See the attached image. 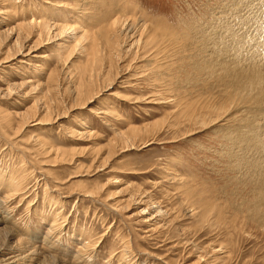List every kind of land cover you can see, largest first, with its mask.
I'll use <instances>...</instances> for the list:
<instances>
[{"label":"rangeland","instance_id":"obj_1","mask_svg":"<svg viewBox=\"0 0 264 264\" xmlns=\"http://www.w3.org/2000/svg\"><path fill=\"white\" fill-rule=\"evenodd\" d=\"M238 1L0 0V264H264V106L230 100L264 31Z\"/></svg>","mask_w":264,"mask_h":264},{"label":"bare ground","instance_id":"obj_2","mask_svg":"<svg viewBox=\"0 0 264 264\" xmlns=\"http://www.w3.org/2000/svg\"><path fill=\"white\" fill-rule=\"evenodd\" d=\"M244 1H247V3L245 4L244 3ZM257 1V0H256ZM259 1H261V2H257V3H259L257 6H252V4H250L251 3V1H249L248 2V0H239L238 1V3H241V2H243L244 3V7L243 8H240V10H236V8H235V11L234 12H232V15H233V17L234 18H236L237 19V22L235 23V24H237V26L239 25V28H237V29H244V27H252V29H251V27L249 28V29H247L248 31H250V29H251V31H250V33H249V35L251 34L252 35V33L254 32V34H257V36L256 37H254V38H251V40L252 41H255V38H257L259 35H263V31H264V29L262 28V27H264V18L262 19V22L261 23H258V22H256L257 21V19H259V18H262L261 16H263V14L262 15H260V13L258 14L257 12L259 11V9H260V7L261 6H263V4H262V0H259ZM227 3V2H226ZM243 4H241V6H242ZM250 5L252 6V7H250ZM254 5V4H253ZM234 7V6H233ZM237 7V6H236ZM251 9H250V8ZM245 11V12H242V11ZM236 12H238V14L236 13ZM235 13L237 14V15H235ZM246 13V14H245ZM264 13V12H263ZM249 16H252V18H254V19H252V21H250L251 20V18H249ZM50 18V17H49ZM126 18V17H125ZM232 18V17H231ZM227 19V18H226ZM47 20V19H46ZM43 21L42 22V24H40L39 22H24V24L26 23V25L24 26L25 28H35L36 26L38 27V29H39V31H45V30H49L53 25H51V23H49V20H47V21ZM125 20V19H124ZM64 21V20H63ZM126 21V20H125ZM131 21V20H130ZM118 22H120V20H118V18H114V19H110L109 21H107L106 23H105V26L104 27H102V29L104 30V33H111L112 31H113V29H114V27H116L115 25L118 23ZM134 22H135V20H134ZM226 22V21H225ZM63 23V22H62ZM65 23V22H64ZM69 23V22H68ZM131 23H132V21H131ZM230 23V22H229ZM249 23V24H248ZM263 23V24H262ZM23 24V25H24ZM121 24V23H120ZM227 24V23H226ZM241 24V25H240ZM244 24H248V25H246V26H244V27H242ZM19 25V24H18ZM70 25V24H69ZM67 23H65V24H63V26H62V29H60V30H63V31H67L68 29H70V27L72 26H69ZM135 25V24H134ZM263 25V26H262ZM57 26V25H56ZM129 26V25H128ZM230 27H231V30H234V24H232V25H229ZM228 26V27H229ZM260 26H262V27H260ZM60 27V26H59ZM133 27V26H132ZM213 27V26H212ZM211 27V28H212ZM56 28H58V27H56ZM55 28V29H56ZM141 28H143L142 26H141ZM221 28V27H220ZM24 29V28H23ZM82 29V28H81ZM125 29V28H124ZM137 29V28H136ZM230 29V28H229ZM133 30V29H132ZM21 31V30H20ZM138 31V30H137ZM142 31V30H141ZM239 31V30H238ZM242 31V30H241ZM26 32H27V30H26ZM62 32V31H61ZM143 32V31H142ZM207 32V31H206ZM205 32V33H206ZM228 32V35L227 36H230V34H231V32H229V31H227ZM50 33V32H49ZM84 33V32H83ZM87 33H89L88 31H87ZM86 33V34H87ZM97 33H99V32H97ZM121 33V32H120ZM125 33V32H124ZM217 33V32H216ZM224 33V32H223ZM234 33V32H233ZM244 33V32H243ZM43 34H44V32H43ZM43 34H41V35H43ZM46 34V33H45ZM85 34V35H86ZM101 34V33H100ZM236 35H234L235 37L237 36V37H243V39L245 38L246 39V36H248L247 34H244L243 36H240V34L239 33H235ZM253 34V35H254ZM84 35V34H83ZM126 35H128V33L126 34ZM141 35V34H140ZM139 35V37H138V39L136 40L137 42H139L140 41V39H141V36ZM225 35V34H224ZM225 35V36H226ZM250 35V36H251ZM48 36V35H47ZM232 36H233V34H232ZM83 37V36H82ZM88 37V36H87ZM91 37H92V35H91ZM100 37V36H99ZM48 38V37H47ZM81 38V37H80ZM84 38V37H83ZM89 38V37H88ZM98 38V37H97ZM109 38V37H108ZM192 38V37H191ZM249 38V37H248ZM131 39V38H130ZM229 39V38H228ZM231 39V38H230ZM230 39H229V41H230ZM258 39V38H257ZM260 39H261V37H260ZM264 39V35L262 36V40ZM78 40V39H77ZM77 40H76V43H77ZM80 40H82V38L80 39ZM91 40V39H90ZM105 40V39H104ZM109 40H111V39H109ZM79 41V40H78ZM89 41V40H88ZM92 42H91V47L93 48V49H89L90 50V57H89V60L91 61V62H95V61H99L100 62V60H102V59H100L99 60V58L96 56V53H95V49H94V47H95V41L94 40H91ZM101 41V40H100ZM103 41V40H102ZM101 41V42H102ZM107 41V40H106ZM217 41V40H216ZM228 41V40H227ZM237 41V40H236ZM246 41V42H245ZM248 41V42H247ZM258 41V40H257ZM260 41V40H259ZM215 42V41H214ZM240 42H241V40H240ZM243 43H247V45H245V44H243V43H240L241 45L243 44V45H245V46H243V47H240V48H243V50L242 51H239L240 50V48H239V46L238 45H240V44H237V46H236V53H234L235 55L233 56V57H237V56H242V54H243V51H244V54H245V50H246V48L245 47H247L248 45H250L249 46V48H248V51L250 52V50H251V48H252V46L251 45H253L251 42H250V40H243L242 41ZM79 43V42H78ZM77 43V44H78ZM100 43V42H99ZM133 43V42H132ZM131 43V44H132ZM205 43V42H204ZM230 43L232 44V41H230ZM230 43L228 44V45H230ZM264 44V43H263ZM76 45V44H75ZM81 46H82V44H80ZM99 45H101V44H99ZM257 45V44H256ZM104 46H105V44H104ZM110 46V45H109ZM201 46V45H200ZM214 46H215V44H214ZM259 46H261V45H259ZM259 46H258V48H259ZM74 47H77V46H74ZM78 47H79V44H78ZM77 47V48H78ZM85 47V46H84ZM108 47V46H107ZM115 47V46H114ZM226 47V46H225ZM263 47V46H262ZM73 48V47H72ZM82 48V47H81ZM235 48V47H234ZM253 48H255V47H253ZM110 49V48H109ZM115 49V48H114ZM261 49V48H260ZM74 50V49H73ZM258 50V49H257ZM256 50V51H257ZM199 51V50H198ZM254 51V50H253ZM262 51V50H261ZM260 51V52H261ZM79 52V51H78ZM85 52V51H84ZM109 53V52H108ZM253 53V52H252ZM255 53V52H254ZM230 54V53H229ZM247 54V53H246ZM260 55V53H257V55ZM262 54V53H261ZM256 55V56H257ZM258 55V56H259ZM87 56V55H86ZM193 56V55H192ZM253 56V55H252ZM261 56H263L264 57V53H263V55H261ZM104 57V56H103ZM242 58V57H241ZM249 58V57H248ZM251 58V57H250ZM232 59H235V58H232ZM239 59V58H238ZM237 59V60H238ZM246 59V58H245ZM252 59V58H251ZM254 59V58H253ZM263 59V58H262ZM261 59V60H262ZM93 60V61H92ZM215 61H217V60H215ZM241 61V60H240ZM234 62H239V61H234ZM251 63H252V67L253 68H255L256 70H254L253 68V70H251V67H250V70L249 71H244V70H242L241 72L240 71H237L238 73H236V75L234 76L235 77V80H234V83H233V85H234V87H235V92L232 90V94H231V96H230V100H234V99H236L237 98V95H240L241 97H247L248 99L250 98L251 100H252V103H253V105H257V106H260V105H263L264 106V70H262V69H259V65H261V64H259L258 62H260V61H258L257 62V60H252V61H250ZM87 63H89V62H87ZM199 63V62H198ZM204 63V62H203ZM227 63V62H226ZM264 63V62H263ZM262 63V64H263ZM205 64V63H204ZM207 64V63H206ZM212 64V63H211ZM234 64V63H233ZM259 64V65H258ZM231 65V64H230ZM209 66V65H208ZM216 66V65H215ZM101 67V66H100ZM105 67V66H104ZM200 67V66H199ZM210 67H211V65H210ZM209 67V68H210ZM226 67V66H225ZM257 67V68H256ZM223 68H224V66H223ZM245 68V67H244ZM95 68L92 66L91 67V71L92 70H94ZM207 69V68H206ZM213 69V68H212ZM222 69V68H221ZM96 70V69H95ZM227 70V69H226ZM91 71H90V74H91ZM217 71V70H216ZM222 71V70H221ZM224 71V70H223ZM222 71V72H223ZM229 71L230 70H228V72L227 73H229ZM51 72V71H50ZM219 72V71H218ZM83 73V72H82ZM98 73V72H97ZM224 73V72H223ZM226 73V74H227ZM85 74V73H84ZM230 74H232V73H230ZM229 74V75H230ZM234 74V73H233ZM81 75V74H80ZM87 74H85V75H83L82 76V78L84 79L85 78V76H86ZM90 76L91 75H88L87 77H88V79H90ZM94 76V75H93ZM221 76V75H220ZM233 76V75H232ZM81 77V76H80ZM223 77V76H222ZM227 77V76H226ZM230 78H231V76H229ZM209 78H210V76H209ZM223 78H225V77H223ZM233 78V77H232ZM88 79H86V82L88 81ZM222 79V78H221ZM234 79V78H233ZM223 80V79H222ZM232 80V79H231ZM227 81H229V79L227 80ZM217 83V82H216ZM226 83V82H225ZM211 85H212V83H211ZM221 85V84H220ZM230 85V84H229ZM79 87V86H78ZM226 87V86H225ZM229 88H231V86L229 87ZM208 89V88H207ZM225 89V88H224ZM228 89V88H227ZM231 91V90H230ZM237 94V95H236ZM78 96V95H77ZM222 96V95H221ZM93 97V96H92ZM241 97H239V98H241ZM89 98H91V96L89 97ZM84 99V98H83ZM236 103H237V101H233V106H235L236 105ZM242 103V102H241ZM229 106V105H228ZM217 117V116H216ZM212 118V117H211ZM217 119V118H216ZM212 121V120H211ZM259 125V124H258ZM223 127V126H222ZM241 127V126H240ZM239 127V128H240ZM243 127V126H242ZM133 128V127H132ZM251 128V127H250ZM227 129V128H226ZM133 131H135V129H132ZM250 130V129H249ZM249 130H246L248 133H249ZM260 130V129H259ZM131 131V130H130ZM258 131V130H257ZM225 132V131H224ZM231 132V131H230ZM250 132H252L251 130H250ZM124 133H126V132H124ZM221 133V132H220ZM246 133V132H245ZM254 133V132H253ZM253 133H251L250 135H252ZM129 133H127V135H128ZM255 134H256V136L258 135V134H260V133H254V136H255ZM264 134V133H263ZM130 135V134H129ZM236 135V137L234 138V139H232V141H233V143H235V145H236V143H241L242 144V142H244L243 141V138H246L245 139V142H247V140H248V138H253L252 136H245V134H243L242 132H236V133H234L233 135L231 134V136H235ZM244 135V136H243ZM246 135H248V134H246ZM122 136V135H121ZM126 137V136H125ZM228 137V136H227ZM124 138V137H123ZM128 138V137H127ZM127 138H126V140H127ZM222 138V137H221ZM229 138V137H228ZM130 139V138H129ZM230 139V138H229ZM255 139V138H254ZM259 139H261V138H259ZM256 141V140H255ZM260 142H262V143H260V147H261V150H263L264 149V139H261L260 140ZM232 143V144H233ZM133 144V143H132ZM240 144V145H241ZM134 145V144H133ZM248 144L246 143V147H245V145H244V153H246L247 154V152L249 151H251V153H250V155H249V157L251 156V158H250V162H251V164L253 165V167L254 166H257L258 164H259V162H260V158H261V156L259 157V147H258V145L257 144H250V147H248L247 146ZM239 146V145H238ZM243 151H241V152H243ZM253 153V154H252ZM264 153V152H263ZM262 153V154H263ZM59 155V154H58ZM235 155V154H234ZM239 155V154H238ZM242 155V154H241ZM241 155H239V156H241ZM242 157V156H241ZM244 157V156H243ZM248 157V156H247ZM258 157H259V159H258ZM240 158V157H239ZM241 160V159H240ZM245 161H246V158H245ZM240 162V161H239ZM238 162V163H239ZM247 162V161H246ZM237 163V164H238ZM243 163V162H242ZM261 163V162H260ZM247 164H249V163H247ZM264 164V163H263ZM238 166L239 165H237V168H238ZM250 166V165H249ZM261 167V166H260ZM263 167V166H262ZM261 167V168H262ZM236 169V168H235ZM263 169V168H262ZM248 170V169H247ZM261 171V170H260ZM255 172V171H254ZM259 172V171H258ZM253 173V172H252ZM256 174V173H255ZM261 174V176H259V178L258 179H256V177H255V179L256 180H254L253 178H252V180H253V182L255 181V183H253L252 182V180H248V182H252L253 183V185H254V189H256V188H258L257 190H256V192H255V204H256V207L257 206H261L262 204H264L263 202H264V171H262V173H260ZM252 175V174H251ZM258 175V174H257ZM251 177V176H250ZM253 177V176H252ZM249 178V177H248ZM245 182V181H244ZM8 184L9 185H7L8 186V191H10V192H15V191H17V189H16V184H13L11 181H9L8 182ZM19 184V183H18ZM91 193H93L92 191H91ZM94 194H97L96 192H94ZM254 198V197H253ZM260 202V203H259ZM255 207V206H254ZM206 210H207V208L206 207H204ZM212 208V207H211ZM161 209V208H160ZM260 209V208H259ZM255 210H258V208H255ZM263 211H264V209H263ZM263 211H261L262 212V214L264 213ZM57 214L58 213H56V215L55 216H57ZM261 214V213H260ZM264 215V214H263ZM263 218V217H262ZM55 220H56V218H55ZM54 226H56V223L54 222L52 225H51V227L53 228ZM45 244V243H44ZM125 245V249H123V252H122V255H121V257L123 258L124 257V254H126L127 253V251H129V242L127 241L126 242V244H124ZM83 247H85V248H88V245H83ZM38 250V249H37ZM38 257V256H37ZM124 260V259H123ZM43 261V260H42ZM44 262H46V264L47 263H51V264H55L56 263V261H55V259H54V257H52V256H47V257H44V261H43V263Z\"/></svg>","mask_w":264,"mask_h":264}]
</instances>
